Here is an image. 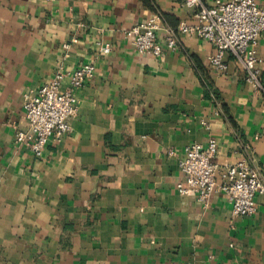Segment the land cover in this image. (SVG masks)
I'll return each instance as SVG.
<instances>
[{
  "label": "crops",
  "instance_id": "0c3cea01",
  "mask_svg": "<svg viewBox=\"0 0 264 264\" xmlns=\"http://www.w3.org/2000/svg\"><path fill=\"white\" fill-rule=\"evenodd\" d=\"M154 14L160 56L126 34ZM196 21L183 0H0V264H264V194L233 216L219 187L207 207L177 187L185 147L211 137L221 166L264 178L263 98L231 53L222 72L213 44L179 31ZM257 51L264 80V33ZM87 62L72 131L41 156L17 143L24 94Z\"/></svg>",
  "mask_w": 264,
  "mask_h": 264
},
{
  "label": "built area",
  "instance_id": "2783aa9c",
  "mask_svg": "<svg viewBox=\"0 0 264 264\" xmlns=\"http://www.w3.org/2000/svg\"><path fill=\"white\" fill-rule=\"evenodd\" d=\"M183 2L193 10L197 21L195 24L182 22L179 31L195 34L213 44L216 51L209 56V61L222 72L228 67L225 55L231 53L242 65L246 81L262 96L264 104L262 60L257 51L259 37L264 33V7L256 0H215L212 4L205 0ZM161 24L162 16L154 14L135 23L126 34L139 53L160 56L164 50L157 39ZM97 44L102 53L112 50L110 43L98 41ZM167 44L172 49L177 48L175 34L168 37ZM64 47L69 48L70 44ZM95 71L93 62L83 63L71 71L60 67L37 91L26 92L24 108L28 127L17 129V143L26 144L41 156L53 135L61 137L72 131L69 118L77 115L79 109L76 91L94 76ZM66 81L67 87L64 86ZM217 150L218 142L214 137L209 138L207 145L195 142L185 147L179 162L185 180L177 185L179 192L195 194L207 207L219 187L228 196L233 216L254 214L258 207L256 197L264 194L263 176L245 160L221 166L215 159ZM218 176L222 179L220 184ZM168 264L184 263L172 261Z\"/></svg>",
  "mask_w": 264,
  "mask_h": 264
}]
</instances>
